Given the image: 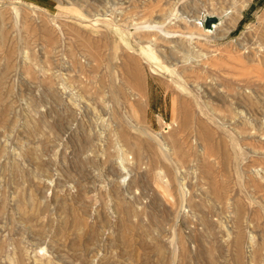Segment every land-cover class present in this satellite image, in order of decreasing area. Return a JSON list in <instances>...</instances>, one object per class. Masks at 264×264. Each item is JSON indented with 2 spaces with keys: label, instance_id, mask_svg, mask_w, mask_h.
<instances>
[{
  "label": "rangeland",
  "instance_id": "1",
  "mask_svg": "<svg viewBox=\"0 0 264 264\" xmlns=\"http://www.w3.org/2000/svg\"><path fill=\"white\" fill-rule=\"evenodd\" d=\"M0 264H264V0H0Z\"/></svg>",
  "mask_w": 264,
  "mask_h": 264
},
{
  "label": "bare ground",
  "instance_id": "2",
  "mask_svg": "<svg viewBox=\"0 0 264 264\" xmlns=\"http://www.w3.org/2000/svg\"><path fill=\"white\" fill-rule=\"evenodd\" d=\"M210 14V13H209ZM206 16V15H205ZM208 16H210V17H212L213 18V22L211 23V25H210V27H208V28H206V29H204L205 31H208V32H213L215 29H216V27L221 23V20L218 18V16H216V15H208ZM117 27V26H116ZM119 33V32H118ZM122 36V35H121ZM260 38H261V36H260ZM263 39V38H262ZM261 39V40H262ZM263 41V40H262ZM153 42V41H152ZM262 44V43H261ZM254 54V53H253ZM183 56V55H182ZM72 57V56H71ZM188 58H190V57H188ZM135 59V58H134ZM185 59H186V57H185ZM184 59V60H185ZM176 60V59H175ZM199 62V61H198ZM204 64V63H203ZM124 152V151H123ZM219 156V155H218ZM123 157H124V155L122 156L121 155V160H123ZM123 167V166H122ZM183 187V186H182ZM241 244V243H240ZM239 245V244H238ZM239 248V247H238ZM241 251V250H240ZM252 253V252H251ZM262 257V256H261ZM249 258V257H248Z\"/></svg>",
  "mask_w": 264,
  "mask_h": 264
},
{
  "label": "water",
  "instance_id": "3",
  "mask_svg": "<svg viewBox=\"0 0 264 264\" xmlns=\"http://www.w3.org/2000/svg\"><path fill=\"white\" fill-rule=\"evenodd\" d=\"M212 22H213V18L210 17V16H208V15H206L204 17V28L210 27V25H211Z\"/></svg>",
  "mask_w": 264,
  "mask_h": 264
}]
</instances>
